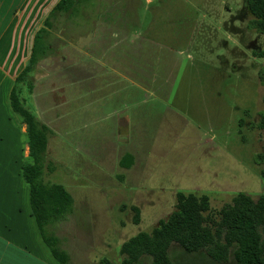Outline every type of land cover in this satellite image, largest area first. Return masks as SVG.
<instances>
[{"label": "rangeland", "instance_id": "1", "mask_svg": "<svg viewBox=\"0 0 264 264\" xmlns=\"http://www.w3.org/2000/svg\"><path fill=\"white\" fill-rule=\"evenodd\" d=\"M146 7L135 8L146 14L140 26L151 31L150 61L134 71V83L113 71L99 74L82 59L93 78L59 81L54 67L45 79L59 85L38 89L39 104L44 94L60 100L45 149L53 169H44L43 178L62 183L72 196L71 212L51 230L73 264L101 258L119 264L120 243L165 217L177 191L205 193L213 209L237 191L264 194V161L253 159L264 143V129L255 126L264 109V32L247 27L246 1L150 0ZM51 39L43 69L57 65L62 51ZM67 49L76 64L79 55ZM29 90L21 94L38 116ZM121 110L128 121L114 126ZM126 151L133 159L124 168L118 159ZM132 204L139 208L137 222ZM9 216L0 213V222ZM167 253L170 262L205 255L176 242ZM224 263L233 264L231 254ZM137 264H152L150 256L142 254Z\"/></svg>", "mask_w": 264, "mask_h": 264}, {"label": "crops", "instance_id": "2", "mask_svg": "<svg viewBox=\"0 0 264 264\" xmlns=\"http://www.w3.org/2000/svg\"><path fill=\"white\" fill-rule=\"evenodd\" d=\"M56 1L0 0V213L11 214L0 222V264H58L41 239L36 224L32 223L34 220L29 213L28 186L21 177L23 158L28 155L26 128L8 102L13 79L30 54L34 32ZM149 1L82 0L78 3L77 13H63L52 18L48 41L51 47L54 42L51 38L55 39L59 50H62L56 55L57 61L53 60V63L58 64L43 69V60L50 55V50L35 65L32 87L25 92L29 95V101L38 105L36 118L49 127L48 134L58 119V110L55 108L60 100L56 101L51 95L44 94L41 96L43 101L38 103V89L59 85L52 78L51 82L45 79L47 72L55 67L59 81H77L80 84L82 80L94 77L93 73L85 71L86 63H80L85 60L97 65L101 70L99 74H102V70L113 71L116 76L134 83V71L140 70V65L150 61L148 46L152 42L151 31H145L142 24L140 26L141 20L145 22L146 14L135 7L141 4L142 9L147 8ZM115 3L116 7L121 5L122 10L112 8ZM57 22L61 23L59 30H52ZM67 47L79 55L76 64H72L73 60L64 54L68 53ZM104 75L110 77L108 73ZM116 76L112 75L111 79ZM118 120L127 123V114L121 110L115 118L114 126H117Z\"/></svg>", "mask_w": 264, "mask_h": 264}, {"label": "trees", "instance_id": "3", "mask_svg": "<svg viewBox=\"0 0 264 264\" xmlns=\"http://www.w3.org/2000/svg\"><path fill=\"white\" fill-rule=\"evenodd\" d=\"M82 0H57L41 25L35 30L27 62L15 75L8 93L11 110L25 124V139L29 161L21 165V177L28 186L29 213L39 235L58 264H72L52 224L72 210V196L62 183L45 180L43 171L53 164L45 158L49 127L38 120L25 104L23 88L31 89L32 71L41 58L51 50L48 29L52 18L63 13L74 14ZM251 14L247 27L264 32V0H245ZM264 69L259 72L262 76ZM264 103V92L262 93ZM255 126L264 129V109L259 111ZM133 156L124 152L119 164L128 166ZM255 162L264 161V143L254 153ZM132 220L138 221L139 208L132 204ZM178 243L185 252L205 254L193 260L170 262L167 248ZM203 252V253H201ZM119 264H137L142 254H148L152 264H225L229 254L233 264H264V194L253 198L237 191L231 200L219 208H211L205 193L177 191L172 210L159 218L148 231L140 230L123 240L118 248ZM192 254V255H194ZM100 264H116L101 258Z\"/></svg>", "mask_w": 264, "mask_h": 264}]
</instances>
